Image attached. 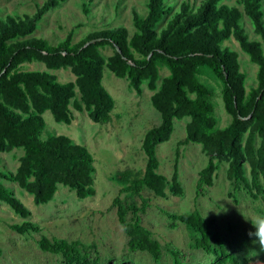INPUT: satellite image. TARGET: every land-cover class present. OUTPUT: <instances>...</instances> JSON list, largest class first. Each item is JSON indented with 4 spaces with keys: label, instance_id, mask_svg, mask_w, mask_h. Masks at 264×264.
Wrapping results in <instances>:
<instances>
[{
    "label": "trees",
    "instance_id": "16d2710c",
    "mask_svg": "<svg viewBox=\"0 0 264 264\" xmlns=\"http://www.w3.org/2000/svg\"><path fill=\"white\" fill-rule=\"evenodd\" d=\"M63 1L44 0L32 14L0 17V151L24 150L15 171L0 168V199L25 217L20 223L10 224L12 229L26 234L40 232L42 226L26 218L31 210L2 179L17 182L34 195L36 203L49 201L60 183L74 189L79 198L95 193L92 152L65 134L43 139V113L51 110L57 121L70 123L73 104L79 110L86 109L94 121H109L116 101L103 83L105 66L117 76L127 77L138 93L147 82L155 90L151 100L161 114L159 124L143 137L147 156L144 171L129 179L126 186L141 196V204H129L119 195L113 200L131 250L148 251L157 261L162 258L161 242L142 222L141 212L149 206L142 190L148 187L166 195L169 186L175 194L183 193L177 164L169 181L158 171L156 151L158 143L170 138L176 118L190 117L182 142L201 143L209 156L200 171L198 189L211 185L220 162L227 160V174L235 190L245 183L253 197L264 199V0H237L243 9L228 0H201L198 5L183 0L173 12L168 0H148L145 15L133 10L132 34L127 26L118 25L90 31L78 40L71 29L56 43L33 35L44 14ZM244 13L261 39L250 38ZM165 18L167 22L159 26ZM232 37L258 65L257 84L249 90L238 51L224 44ZM105 46L113 48L107 56L102 52ZM33 61L43 62L45 68L25 67ZM68 67L75 79L59 80L54 70ZM162 67L169 73L158 83ZM202 74L221 80L225 109L232 116L225 126H218L213 89L200 78ZM247 164L250 176L246 174ZM129 175L126 171L120 178L125 181ZM233 196L238 200L235 193ZM163 211L173 221L172 227L180 221L191 230L192 247L214 254V264H239L223 236L211 230L200 210ZM38 244L44 251L61 254L65 264H103L98 251L93 254L79 240L42 235ZM179 254V250L174 251L177 264H181Z\"/></svg>",
    "mask_w": 264,
    "mask_h": 264
},
{
    "label": "rangeland",
    "instance_id": "374dc122",
    "mask_svg": "<svg viewBox=\"0 0 264 264\" xmlns=\"http://www.w3.org/2000/svg\"><path fill=\"white\" fill-rule=\"evenodd\" d=\"M43 1L0 0V17L9 13L32 14ZM147 1L65 0L44 14L33 35L46 37L56 43L71 29L74 31V39L78 40L90 31L118 25L127 26L132 34L135 31L133 10L145 15ZM182 1L168 0L173 7L172 12ZM188 1L198 5L201 0ZM228 2L243 9V5L237 0ZM262 10L264 11V1ZM166 22L167 18L159 26ZM243 22L250 38L261 39L251 18L245 13ZM224 44L238 51L241 70L247 75L245 85L249 90L257 84L258 65L250 59L235 37L226 40ZM102 52L107 56L113 52V48L102 47ZM25 67L43 69L45 64L33 61L26 63ZM54 72L61 81L75 79V74L69 67ZM168 73L169 70L162 67L158 83ZM200 78L213 89L212 98L218 126L227 125L232 116L225 109L221 80L211 74H202ZM103 83L116 101L109 121H94L86 109L79 110L73 104V119L70 123L57 121L51 110L43 113L46 120V127L42 132L43 139L49 135L65 134L92 152L96 167L95 193L79 198L74 189L60 183L49 201L36 203L34 195L17 182L2 179L31 210V214L26 218L39 222L42 230L21 234L12 229L10 224L20 223L25 217L0 199V264H65L61 254L40 248L38 240L42 235L79 240L93 254L98 251L103 264H177L175 250L180 252L181 264H214L216 256L202 248L192 247L191 230L180 221H177L176 227H172L173 221L163 209L176 213L200 210L210 222L211 230L218 231L223 236L239 264H264V246H261L259 238L255 235L254 225L258 220L264 219V199L253 197L245 183H241L240 189L235 190L234 181L227 174V160L220 162L213 183L198 189L199 174L209 156L201 143L182 142L189 116L176 118L170 138L158 143L156 148L160 162L158 171L171 181L177 164L183 193L175 194L169 186L166 195H158L148 187L142 190V194L149 199L146 211L141 212L142 222L161 242L162 258L157 261L148 251L129 248L128 234L118 220L113 200L119 195L129 204H141V196L130 192L126 186L129 179L135 175L141 176L144 171L147 156L142 146L143 137L149 128L159 124L161 114L151 100L155 90L150 89L147 82L143 84V91L138 93L131 87L127 77L117 76L105 66ZM23 152V148L0 151V168L15 171ZM126 171H129L130 175L128 180L124 181L120 177ZM246 174L250 176L248 164ZM234 193L238 200H235ZM131 217L129 214L128 219L131 220Z\"/></svg>",
    "mask_w": 264,
    "mask_h": 264
},
{
    "label": "clouds",
    "instance_id": "9594fccd",
    "mask_svg": "<svg viewBox=\"0 0 264 264\" xmlns=\"http://www.w3.org/2000/svg\"><path fill=\"white\" fill-rule=\"evenodd\" d=\"M254 225L256 226L255 235L259 238L261 246H264V219L258 220Z\"/></svg>",
    "mask_w": 264,
    "mask_h": 264
}]
</instances>
